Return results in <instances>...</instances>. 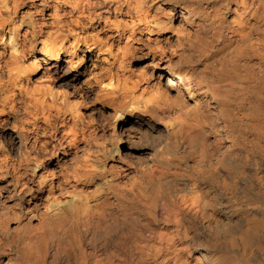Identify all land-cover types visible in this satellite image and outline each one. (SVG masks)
<instances>
[{
	"label": "bare ground",
	"instance_id": "6f19581e",
	"mask_svg": "<svg viewBox=\"0 0 264 264\" xmlns=\"http://www.w3.org/2000/svg\"><path fill=\"white\" fill-rule=\"evenodd\" d=\"M64 28L118 63L106 133L72 84L18 97ZM0 43V264H264V0H0Z\"/></svg>",
	"mask_w": 264,
	"mask_h": 264
},
{
	"label": "rangeland",
	"instance_id": "374dc122",
	"mask_svg": "<svg viewBox=\"0 0 264 264\" xmlns=\"http://www.w3.org/2000/svg\"><path fill=\"white\" fill-rule=\"evenodd\" d=\"M61 7H62V11H64L66 10L68 6L65 4H62ZM64 14H65V16L63 15L64 18L68 19L69 15H67V13H64ZM74 19H75V13H74ZM74 27H75V23L73 24V28ZM66 30L67 28H64V32H67V34H69V39L71 40V38H73L72 35L75 34L74 33L75 31H73L74 34H71L70 31L68 30L66 31ZM101 36H103V34ZM72 40L68 42L69 44L67 43L69 47V52L65 53L64 58L60 64L50 63L49 61H47L48 59H46V57L41 53H38L36 55L32 53L28 54L27 58L29 59H32L34 56H36L40 62L41 67L37 75H34L32 72L31 73L28 72L27 73L28 75L27 74L25 75L23 79V84H24L23 86H25L26 88L25 87L23 88L22 86L23 89L21 88L22 90L21 94H20L21 90L17 88L16 93L20 94L18 96L19 98L21 99L23 98V100L26 101V100H29L30 98V95L28 94V92L31 91L33 88L34 89L37 88L38 85L41 83H47V82L52 83L53 86H56L59 88L61 87L62 83L64 84L65 82L70 85L72 84L77 96L83 99L84 101L88 102L90 106L88 109L82 112L83 122H85L86 125L89 124L88 127L89 126L99 127L98 131H100V133H103V131L107 132L108 130V117L107 116H109L110 110L101 101L96 99L95 92L98 86V82L102 78L106 77L105 74L108 73V70L111 67L113 68V70L114 69L116 70L117 69L116 67H118V63H116L117 61H115L113 57L110 56L108 53L97 54L96 52H92V51L88 52L85 46H81V49L77 51L75 48H72V43H73ZM4 50H5L4 46H2V44L0 43V53L5 52ZM8 52L9 51L7 49L5 54H7ZM75 52H78V53L75 54ZM105 55H106L107 60L105 59ZM144 62L145 60H141L140 62H135L132 64L133 67L132 66L131 67L132 69H136L137 67L140 68L142 67V65H145L143 64ZM27 87H28V90H27ZM34 89L32 90L33 93H35ZM74 89L72 88V91H74ZM22 110L20 109V111L18 112L20 114H18V117L16 119L13 117H9L10 119L6 121L7 123L0 122V138H2V142L4 145V146H0V154L8 152V142L6 141L5 137L7 135L9 136L10 132H12V129L14 128L13 125H16L15 124L17 122L16 120L17 119L19 120L21 119V117L22 118L24 117V110L23 111ZM122 125L123 124H120L121 127ZM128 125L130 126L132 125V123ZM96 149L95 151H98ZM117 150L118 151L116 152L117 154L116 156L118 157L125 151L124 147H120ZM93 151L94 149L92 148V152ZM42 172H43V169L39 170L36 176L37 177L40 176ZM1 183H4V182H1Z\"/></svg>",
	"mask_w": 264,
	"mask_h": 264
}]
</instances>
